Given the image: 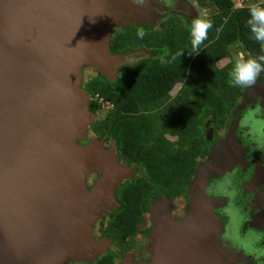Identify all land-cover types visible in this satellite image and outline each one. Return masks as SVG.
Returning a JSON list of instances; mask_svg holds the SVG:
<instances>
[{
	"label": "water",
	"instance_id": "95a60500",
	"mask_svg": "<svg viewBox=\"0 0 264 264\" xmlns=\"http://www.w3.org/2000/svg\"><path fill=\"white\" fill-rule=\"evenodd\" d=\"M92 1L0 0V264H88L109 246L110 240L96 243L92 237L104 209H92L90 198L97 191L114 202L124 168L113 142L108 150L97 141L76 145L94 119L79 69L89 64L115 81L123 56L109 53L106 32L113 23L127 26L133 19L110 18L99 28L104 10ZM154 15L141 10V18ZM260 87H246L247 98ZM222 144L210 154L223 155L228 145ZM220 165L218 160L205 174ZM96 172L101 186L86 193V178ZM198 194L189 217L176 226L167 217L170 201L164 199V215L158 204L148 205L156 225L150 233L155 256L141 264L229 262L222 256L218 219ZM175 239L188 249L178 260Z\"/></svg>",
	"mask_w": 264,
	"mask_h": 264
},
{
	"label": "trees",
	"instance_id": "16d2710c",
	"mask_svg": "<svg viewBox=\"0 0 264 264\" xmlns=\"http://www.w3.org/2000/svg\"><path fill=\"white\" fill-rule=\"evenodd\" d=\"M196 3L211 11L207 19L213 23L199 55L190 42L193 20L171 15L159 30L123 27L111 37L109 53L119 56L144 48L150 52L148 59L122 68L115 81L97 73L83 85L91 114L102 105L110 108L90 131L98 140L113 142L118 162L134 171L116 187L118 210L105 216V227L100 223V236L112 242L137 233L151 200L162 194L172 201L183 193L197 161L208 155L207 122L215 132L227 124L244 89L230 85V47L239 44L248 57L264 56L246 26L248 7H235L232 0ZM140 31L143 38L137 35ZM162 59L168 63L162 64ZM220 60L229 62L221 67ZM259 79L264 80V73ZM88 264H116V258L107 253Z\"/></svg>",
	"mask_w": 264,
	"mask_h": 264
},
{
	"label": "flooded vegetation",
	"instance_id": "af4514ba",
	"mask_svg": "<svg viewBox=\"0 0 264 264\" xmlns=\"http://www.w3.org/2000/svg\"><path fill=\"white\" fill-rule=\"evenodd\" d=\"M127 1V5L123 7L124 11L127 12H124L123 16L120 17L123 21L133 19L131 21L133 23L122 26L119 30L123 27L131 28L133 26H147L159 30L161 22L171 15L182 17L186 21L188 20L187 22L195 18L191 8L187 5L188 3L186 4L181 0H175L174 7H169L165 0H148L142 7L132 3V0ZM125 6H127L126 9ZM142 8L148 11L149 15L151 12L155 14L151 20L141 18ZM161 8H167L165 9L167 11H159ZM135 20L140 21V23H135ZM119 56H123V58L118 64L117 75L122 68L134 67L143 60L148 59L150 52L140 48L135 51H127ZM256 82L261 85L260 89L262 90L264 80L257 78ZM260 89L254 88L252 91L253 97L248 99L245 95L247 91L245 87L241 96L242 99L240 98L243 103L240 104L239 99L230 111L229 116L233 117V121L230 122L228 119L227 124L222 128L223 131L227 128L229 130L230 124L235 123L234 128L231 130L232 141H230V145L227 144L228 147L223 154L229 160V167L219 175L208 177L203 189L206 200L218 219L215 225L219 230L220 244L225 250L222 255L225 256L223 259L235 260L234 264H264V92ZM244 98L246 102H244ZM209 125L210 123L207 122L205 133L206 140L209 143L208 150L221 143L218 131L222 130L219 129L215 132ZM222 136L224 137V134ZM227 139L229 143L230 136ZM220 153V151L216 152L218 159L221 161L220 157L222 155L220 156ZM89 177L90 175L87 179ZM97 180L98 178L89 181L91 190L95 184L101 186L98 183L99 180ZM104 188L108 189L107 186H104ZM115 193L113 195L114 202L106 196L105 200L97 205V208L103 207L107 211L104 215L112 214L118 210L119 204ZM152 201L154 200H151L150 203ZM134 237L135 235L125 241L130 243L131 239L134 240ZM100 240L111 241V239L105 238ZM137 247L138 244L135 242L134 247L128 253L135 254L138 260L143 259L146 250L142 252V256H139L135 251Z\"/></svg>",
	"mask_w": 264,
	"mask_h": 264
},
{
	"label": "rangeland",
	"instance_id": "374dc122",
	"mask_svg": "<svg viewBox=\"0 0 264 264\" xmlns=\"http://www.w3.org/2000/svg\"><path fill=\"white\" fill-rule=\"evenodd\" d=\"M183 2H185L192 10L193 13V17L198 18V17H203V18H207V16L211 13L210 10L207 9H202L199 8L196 0H181ZM234 2L235 7H241V6H246L249 7L250 5L256 3V4H261V0H232ZM157 22V21H156ZM129 24H131L129 22ZM124 26L122 22H117V23H113L107 30L106 32V38H107V47L109 48V43H110V39L111 37L122 27ZM230 56L232 58V60H235L241 55L243 54L245 56V58H248L247 54L245 53V51L242 49V47L239 44H234L233 46L230 47ZM229 61L228 60H220L218 65L219 66H224L225 64H227ZM97 73H101V71L97 68L94 67L92 65L89 64H83L80 66L79 69V74H80V89L85 91L83 88L84 83L91 77H94ZM116 78H117V70H116ZM259 78V76H258ZM178 91V89H176ZM245 88L242 90V94L244 92ZM172 95H175V91L172 93ZM242 99V98H241ZM240 99L239 102H241L240 104H242V100ZM109 106L107 105H102L98 111V113H96L94 115V119H93V123L96 121H102L106 112L109 110ZM230 118H228L230 120V122L233 121V117L229 116ZM92 123V124H93ZM91 124V125H92ZM89 125L86 129L85 132V137L84 139L77 141L76 145L84 147L87 146L89 143L91 142H102V146L104 148V150H108L109 147H111V143H105L104 140H98L94 133H92L90 131V126ZM235 123H231L229 126V130L227 128V130L223 131L224 129L218 131L219 134V140L221 142V144L223 146H226L227 144L230 145V141H232V136H231V130L234 128ZM229 131V133H228ZM222 134H224V137L222 136ZM230 136V140L228 143V137ZM225 139V141H224ZM211 148H209V154L206 158L199 160V162L197 163L196 166V172L190 182V184L184 189L183 193L178 197L175 198L174 200L170 201V209L167 212V217L170 223V226H176L179 222L187 219L189 217V215L191 214L192 211V205L194 203V194H196V192L198 191V188H200V183L202 182V177L206 172V168L208 167H212L213 169H215V166L217 164V161L219 160L218 157H216L213 153L210 154ZM120 165V164H119ZM215 165V166H212ZM122 168H124V171L122 170V173L124 176H122V180L121 182H124L126 180H129L131 178V176L133 175L134 171L132 168L127 167L125 168V166L120 165ZM99 177V175L96 173H92L90 174V179L86 178V193H89L91 191V185H89V181L93 180V179H97ZM166 197L164 195H160L159 200H154L152 201L150 204H158L157 206L159 207V210L164 211L165 209H163V202H165ZM109 212V211H108ZM107 211H102L100 213V217L98 220H96L93 224L92 227V237L94 239V242L96 243H100V242H104L106 240L101 241L100 239H102V237L100 236V223H103V226L106 225L105 224V216L104 214H106ZM165 214V211L163 213V215ZM105 227V226H104ZM154 230H156V225L154 222V216L152 215L151 211L149 210L148 206L146 207V211L143 214L142 217V222L139 225V229L137 231V233L135 234L134 240L131 239V242H112L110 241L109 246L107 247V249L104 251V254L107 253H111L112 255H114L116 257V264H126V261L130 260L132 261V264H141L142 262H150L151 259L155 256V250H154V246H155V240L152 239L150 237V233L153 232ZM133 241V242H132ZM135 242H137L138 247L137 249L135 248V251L138 253L139 256H142V252L145 251L146 255L143 259H136V255L135 254H131L128 253L131 248L134 247ZM101 255V256H102ZM82 262H74L71 260H65L62 262V264H80Z\"/></svg>",
	"mask_w": 264,
	"mask_h": 264
},
{
	"label": "clouds",
	"instance_id": "9594fccd",
	"mask_svg": "<svg viewBox=\"0 0 264 264\" xmlns=\"http://www.w3.org/2000/svg\"><path fill=\"white\" fill-rule=\"evenodd\" d=\"M148 0H132V3L138 6H144ZM169 7L175 6V0H165ZM249 18L246 26L252 33L254 39L260 43L261 48L264 49V4H252L248 7ZM213 23L211 19L198 17L193 20L190 27L191 46L194 55L200 54V46L207 38V33L212 29ZM137 35L141 38L144 32L140 31ZM183 53H180L182 55ZM162 64L168 61L162 59ZM260 73H264V56L257 58H245L241 54L234 62L230 72L228 73L229 82L232 87L245 88L255 84Z\"/></svg>",
	"mask_w": 264,
	"mask_h": 264
},
{
	"label": "bare ground",
	"instance_id": "6f19581e",
	"mask_svg": "<svg viewBox=\"0 0 264 264\" xmlns=\"http://www.w3.org/2000/svg\"><path fill=\"white\" fill-rule=\"evenodd\" d=\"M93 1H95V4L97 5L98 8H101V9L104 10V13L101 15V18H100L99 23H98V27L99 28H100L101 24L105 20H107L109 18L122 16L123 13L125 12L123 7H124V5H127V3H128L127 0H119V1L93 0ZM93 1L91 2V5L93 4ZM126 7L127 6H125V9H126ZM220 158H221L220 168L217 166L218 168L216 167V170H209V173L204 174L202 179H201L202 182L200 183V190H199L198 198H199V200H202L201 202L205 201L204 202V205H205L204 207L206 209H210L211 208L210 204L206 201V195L203 193V189H204V187L206 185V180L210 176L219 175V174L223 173V171L228 169V167H229V160L227 158H225L223 155ZM96 193H97V191L93 194L92 199L90 198V200H91L90 204H91L92 209L97 208V205L102 203L105 200L106 196H107L106 193H102V192H99L95 196ZM189 235H190V237H192L194 235V233H192V234L190 233ZM187 250L188 249H187V246L185 244H183L179 240L175 239V260H178V256H185L187 254ZM163 253H166V252L164 251ZM234 261L235 260H232V259L229 260V262H231L230 264H234Z\"/></svg>",
	"mask_w": 264,
	"mask_h": 264
}]
</instances>
